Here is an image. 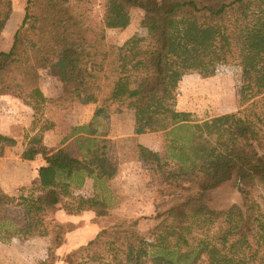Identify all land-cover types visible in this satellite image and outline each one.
Masks as SVG:
<instances>
[{
	"label": "trees",
	"instance_id": "trees-1",
	"mask_svg": "<svg viewBox=\"0 0 264 264\" xmlns=\"http://www.w3.org/2000/svg\"><path fill=\"white\" fill-rule=\"evenodd\" d=\"M132 10L142 12L147 35L107 43L105 30L127 28ZM23 11L9 49L0 48V78L17 80V97L35 117L49 112L61 120L75 104L95 107L92 122L73 127L57 146L43 141L51 127L32 130L20 159L40 157L44 166L38 185L17 197L0 189V241L49 225L48 258L38 264H264V0H26ZM12 13V1L0 0V42ZM51 48L58 52L49 65L62 89L57 97L43 95L35 65ZM223 65L241 67L240 100L251 103L247 108L196 123L165 105L185 75L209 78ZM127 112L135 135L170 137L163 154L135 148L143 167L172 181L165 194L187 185L195 194L156 215L146 234L105 228L61 260L66 229L52 218L56 211L108 214L100 199L67 203L86 177L115 172L101 153L106 141L86 129ZM15 143L0 134V157ZM232 179L241 205L211 209L210 193Z\"/></svg>",
	"mask_w": 264,
	"mask_h": 264
},
{
	"label": "rangeland",
	"instance_id": "rangeland-1",
	"mask_svg": "<svg viewBox=\"0 0 264 264\" xmlns=\"http://www.w3.org/2000/svg\"><path fill=\"white\" fill-rule=\"evenodd\" d=\"M11 1L13 13L0 42L3 51H7L11 45L13 33L23 19L26 2V0ZM93 12L97 19H101L102 7L99 3L95 4ZM130 17V24L124 30H105L107 43L122 45L132 36L147 35L146 29L140 25L142 12L132 10ZM57 53L56 48H51L46 56L35 61L40 75L39 88L46 97H57L62 91L49 72V65L57 58ZM17 85L15 79L0 78V122L2 124L6 122L8 125L10 121L14 123V127L11 125L9 131L12 135L7 137H15L24 143L34 134L33 129L37 131L41 127H51L44 131L43 137L46 136L47 145L53 147L59 145L73 127L85 126L92 122L95 107L93 104H76L61 120L49 112H45L43 117L42 115L35 117L31 108L18 99ZM241 85L240 66H218L215 74L209 78H201L197 74L185 75L174 97L165 101V104L176 112L189 113L190 120L201 123L220 115L237 114L247 108L251 103L241 102ZM86 130L96 131L95 136L106 141L100 145L101 153H104L107 165L114 168L115 172L108 179L86 177L81 187H72L71 198L67 203L73 206L74 203L78 204L83 200L100 199L105 201L108 214L105 217H97L92 211H83L76 215H69L63 210L56 211L52 218L66 229L64 244L57 250L61 260L105 228L121 226L124 229L146 234L156 223V215L177 206L195 194V188L187 185L175 194L166 195L165 193L174 189L172 181H161L158 175L143 167L137 158L136 145L140 144L163 154L166 139L170 137H167L165 132L135 135L131 112L113 115L109 119L101 118ZM11 151V157L16 159L14 157L16 150ZM18 159V164L15 166L18 165L19 173L29 169L30 180L38 181L35 170L43 160L37 157L29 163ZM4 173L6 176L7 169ZM32 187L34 186L19 188L9 196L17 197L21 191L25 192ZM241 203L234 179L210 193L208 199V205L215 210ZM51 242L49 225H45L33 234L16 231L9 240L0 241V264H38L45 261L48 258Z\"/></svg>",
	"mask_w": 264,
	"mask_h": 264
},
{
	"label": "crops",
	"instance_id": "crops-1",
	"mask_svg": "<svg viewBox=\"0 0 264 264\" xmlns=\"http://www.w3.org/2000/svg\"><path fill=\"white\" fill-rule=\"evenodd\" d=\"M10 122H11L10 125H8L6 122H3V124L0 122V134L1 135H4V136L12 135V133L10 134L9 131L12 128L10 127L11 125L14 127V123L12 121ZM11 138L15 140L16 142L15 145L12 147L6 146L3 150L2 156L0 157V189L7 195H12L19 188L31 187V186L35 187L38 185V182H39V178H38V181L30 180L31 178L29 174L30 171H28L29 169L26 172L19 173L18 167H17L18 165L17 166L15 165L18 164V160H19L18 158H20V154L22 153L23 141H20L19 139L15 137H11ZM43 141L47 145L46 136L43 137ZM49 147H52V146H49ZM12 149L16 150L14 151L15 154L17 155V156L14 155L16 159L11 157ZM22 161H25V160H22ZM26 162L32 163L33 161H26ZM42 166H44V161L40 162V165L37 167V170H35V174H38V169ZM6 169H7V174L5 176L4 171Z\"/></svg>",
	"mask_w": 264,
	"mask_h": 264
}]
</instances>
